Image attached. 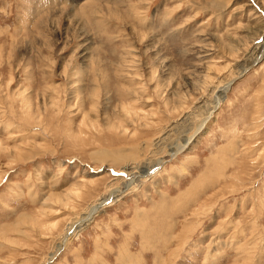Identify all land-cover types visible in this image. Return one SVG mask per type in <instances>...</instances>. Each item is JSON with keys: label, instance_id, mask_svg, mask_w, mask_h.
Listing matches in <instances>:
<instances>
[{"label": "rangeland", "instance_id": "obj_1", "mask_svg": "<svg viewBox=\"0 0 264 264\" xmlns=\"http://www.w3.org/2000/svg\"><path fill=\"white\" fill-rule=\"evenodd\" d=\"M263 46L264 0H0V264L201 125L50 264H264Z\"/></svg>", "mask_w": 264, "mask_h": 264}, {"label": "bare ground", "instance_id": "obj_2", "mask_svg": "<svg viewBox=\"0 0 264 264\" xmlns=\"http://www.w3.org/2000/svg\"><path fill=\"white\" fill-rule=\"evenodd\" d=\"M263 48L264 46L262 47V49ZM262 49H261V52H262ZM261 52L259 53L256 59L251 60L250 62L251 65H253V63H255L256 60L258 61L261 59L260 58ZM246 65L247 64L242 66V68L240 69V72H238L239 74H242L244 72V70L246 69ZM243 67L245 69H243ZM241 70L243 71L242 73H241ZM228 83L227 85L222 83L223 84L222 86H218L219 85L218 83V85L215 86L213 90H211V94H210L211 104L209 106L210 110L208 111L209 115H211V113L215 111L216 109H218L219 105H221L220 103L223 101V96L225 95L226 90L229 86ZM206 118L204 119V122ZM184 121L186 120L184 119L183 122ZM202 126L203 125H201L200 127L197 126L194 128V130H192L193 128H191L192 130V131L190 130L191 132L190 131L185 132V134L181 135L177 139H170L169 136H172L171 135L172 133L170 132L171 134H168L165 137H161L160 140L158 141L154 140L155 141V143H153L154 146L159 148V152L156 151L158 153V157L155 158L154 161L153 160L152 161L149 160L150 162L145 161L144 165L142 166L140 165L139 167L137 165L134 166L133 165L134 163L120 167L123 169V172L121 174L124 173L123 175L125 176V183L124 184L122 183L123 187L118 189V188H112V186H108L106 195L94 201L88 207L87 211L83 215H81L78 219H76L73 223L70 224V226L66 230V233L63 234V237L59 241L60 243L57 246L58 248L49 258L46 259V261L43 264H50V262L54 259V257H56L58 252H60L62 247L65 246L66 241L69 240V238L77 235V233L82 228H85L91 222V220L93 219L95 215L103 212L105 207L115 204L119 199H122L124 196H126L130 192L135 191L139 185H142L144 181L149 180L154 175H156V173L161 170V168L163 167L164 163L167 160L175 158L177 154H180L191 143L194 136L197 135V133L200 132V130L202 129ZM163 144H166L167 149L165 153L161 154V151L165 149V147L164 148L162 147ZM161 147L163 149H160Z\"/></svg>", "mask_w": 264, "mask_h": 264}]
</instances>
